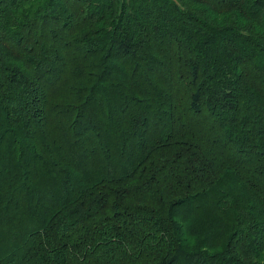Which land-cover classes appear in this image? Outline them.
<instances>
[{"label": "trees", "instance_id": "obj_1", "mask_svg": "<svg viewBox=\"0 0 264 264\" xmlns=\"http://www.w3.org/2000/svg\"><path fill=\"white\" fill-rule=\"evenodd\" d=\"M0 264H264V0H0Z\"/></svg>", "mask_w": 264, "mask_h": 264}]
</instances>
